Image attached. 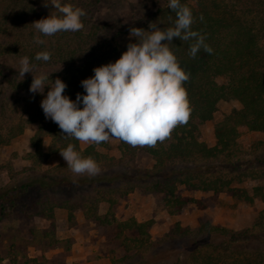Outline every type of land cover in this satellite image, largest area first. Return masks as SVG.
<instances>
[{"label": "trees", "instance_id": "1", "mask_svg": "<svg viewBox=\"0 0 264 264\" xmlns=\"http://www.w3.org/2000/svg\"><path fill=\"white\" fill-rule=\"evenodd\" d=\"M103 1L62 0V3L86 11L82 18L85 28L46 37L32 24L51 14L59 16L54 6L44 7L45 0H0V57H29L36 65L35 72L47 73L53 82L59 78L66 83L64 95L75 101L77 94L86 95L81 81L93 77L95 68L115 63L127 51L129 43H137L135 38L129 39L130 28L149 31V25L157 23L163 30L173 26L176 19L175 12L167 5L126 30L114 28L113 24L96 18ZM181 3L192 10L196 18L192 28L206 36L205 42L213 53L209 55L201 49L193 59L189 53L192 41L173 39L170 48L181 67L191 73L190 81L184 86L193 111L186 125L178 126L170 138L158 142L155 147H132L121 141L122 157L119 159L103 155L95 144L82 149L81 142L64 136L66 134L56 123L46 119L41 107H32L27 118H19L4 93L3 82L7 80L8 86L18 90L29 88L33 81L25 79L21 82L4 73L0 80V146L21 134L26 125L38 123V130L31 138L34 152L29 155L33 168L41 166L50 154L59 153L72 144L82 157L90 156L98 164L111 162V171L107 173L101 169L94 177L73 176L62 173L61 169L66 167L58 166L52 171L59 173L30 175L14 186L0 188V220L10 214L26 217L28 212L47 218L55 227L54 198L64 199L74 194L79 200L72 207L65 204L67 207L79 208L87 220L110 223L108 217L103 218L98 213L100 203L107 202L111 212L135 189H144L149 194L164 193L167 206L176 208L170 211L172 214L179 213L190 202L176 196L179 186L204 193H230L233 198L249 203L257 198L264 201L263 187H255L250 195L235 188L232 178L212 172L217 161L226 169L242 167L244 151L238 142L241 127L264 135V0H181ZM201 15L203 22L199 19ZM36 36L45 40V44L35 43ZM41 51L51 52V61H36L35 56ZM219 78L226 84L220 85ZM48 91L50 89L46 88L42 99ZM221 100H237L241 109H234L215 124L217 144L209 147L201 140V127L214 120ZM80 107L83 108L82 103ZM17 119L18 124L10 126ZM5 128L9 131L4 136ZM47 136L51 142L45 151L43 142ZM261 147L257 146V150L264 152ZM139 150L151 157L152 168H136ZM255 162L264 168V154ZM261 175L264 177V171ZM72 218L70 212L69 219ZM151 224V221L136 219L117 224L118 238L124 236L122 244L126 255L114 260L113 264H264V210L251 228L242 231H233L210 221L202 222L194 230L176 223L165 238L154 241L149 233ZM125 233L130 235H123ZM45 235L50 234L46 231ZM53 235L55 237V233ZM54 240L59 242L56 237Z\"/></svg>", "mask_w": 264, "mask_h": 264}, {"label": "rangeland", "instance_id": "2", "mask_svg": "<svg viewBox=\"0 0 264 264\" xmlns=\"http://www.w3.org/2000/svg\"><path fill=\"white\" fill-rule=\"evenodd\" d=\"M192 3L195 4V1ZM167 5L168 0H104L97 10L96 18L113 24L114 28L126 30L132 24ZM20 60L12 56L0 57V80L4 77V73H7L8 77H17L21 82L25 79L33 81V75L42 73V71H34L33 75L27 73L24 78L19 76ZM4 81L3 84L6 87L4 93L19 118H27V113L32 107H41L42 95L32 94L29 91L30 86L26 89L15 90L7 85V80ZM218 83L226 84L222 78L218 79ZM31 84L30 82L29 85ZM234 109H241V104L237 100H221L214 120L201 127V140L209 147L217 144L215 124ZM1 124L0 119V126ZM17 124L18 119L10 123V126ZM37 130L38 123L28 124L21 134L7 145L0 146V188L14 186L26 180L30 175L51 172L58 166L66 167L61 169L62 173L75 176L60 153L50 154L41 166L33 168L29 155L34 152L31 138ZM8 131L9 128H5L2 134L5 136ZM239 132L238 142L244 151L242 167L239 170L226 169L220 167L217 161L212 172L232 178L235 188L243 189L252 195L255 187L264 188V177L261 175L264 168L255 162L257 157L264 154L262 150H257V146H262L261 148L264 149V135L250 131L246 127H241ZM50 142V137L44 138L45 151ZM89 145L91 144L80 143L82 149ZM120 145V140L111 139L105 145H98L97 150L103 155L119 159L122 157ZM153 164L151 157L139 150L136 168L149 169L153 167ZM110 165L109 161L99 164L100 168L107 173L111 171ZM59 172L54 171L53 173ZM140 195L148 196L145 205L150 204V207H137V204L133 203ZM176 196L190 200L177 214L170 212L175 211L176 208L167 206L164 193L149 194L144 189H135L124 196L111 212H109V204L101 202L98 213L103 218L108 217L110 223L87 220L79 208L71 209V205L79 200L74 194L69 198L61 199L59 196L54 198L55 227H52V221L41 215L27 212L26 217H19L10 214L0 220V264H113L114 260L126 255L122 244L124 236L121 239L117 236L119 234L117 224L120 222L129 219H136L139 222L151 221L149 233L154 241H158L165 238L175 228L176 223L194 230L202 222L210 221L214 225L233 231H242L251 228L259 213L264 210V201L260 198L249 203L233 198L230 193H204L179 186ZM68 203L71 207L65 205ZM70 212L73 215L72 219H69ZM46 231L50 235H45ZM53 233L59 242L54 240ZM123 235H130V233Z\"/></svg>", "mask_w": 264, "mask_h": 264}, {"label": "clouds", "instance_id": "3", "mask_svg": "<svg viewBox=\"0 0 264 264\" xmlns=\"http://www.w3.org/2000/svg\"><path fill=\"white\" fill-rule=\"evenodd\" d=\"M49 4L60 15L51 14L34 22L32 26L37 32L52 37L85 28L84 9L62 0H45L44 7ZM168 7L176 15L174 25L161 30L157 23H151L149 31L130 28L129 39L135 38L137 43H129L115 63L95 68L93 77L81 81L86 95L77 94L75 101L64 95L68 86L61 79L53 82L43 72L33 75L36 65L27 56L20 60L18 75L23 78L27 73L33 75L29 89L32 94L43 95L46 88L50 89L41 108L46 119L56 123L64 136L85 144L99 145L118 139L132 147H155L170 138L178 126L189 122L193 109L184 85L190 81L191 73L181 67L170 45L174 38L192 41L189 53L193 59L201 49L209 55L213 49L205 42V35L193 30L196 18L187 5L181 0H168ZM199 19L203 22V15ZM34 42L45 44L40 36ZM51 59L49 51L35 56L36 61L45 63ZM59 153L75 176L94 177L101 172L97 161L90 156L82 157L72 144Z\"/></svg>", "mask_w": 264, "mask_h": 264}, {"label": "crops", "instance_id": "4", "mask_svg": "<svg viewBox=\"0 0 264 264\" xmlns=\"http://www.w3.org/2000/svg\"><path fill=\"white\" fill-rule=\"evenodd\" d=\"M147 197L148 196L140 195V196H138L137 201H135L133 203H136L137 207H141V206H145L146 207L147 205H145V202L147 200ZM147 207H150V204Z\"/></svg>", "mask_w": 264, "mask_h": 264}]
</instances>
